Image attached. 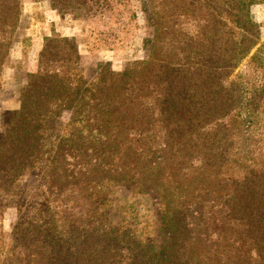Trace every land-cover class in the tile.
<instances>
[{
	"label": "trees",
	"instance_id": "obj_1",
	"mask_svg": "<svg viewBox=\"0 0 264 264\" xmlns=\"http://www.w3.org/2000/svg\"><path fill=\"white\" fill-rule=\"evenodd\" d=\"M126 1L47 0L60 17L98 21ZM140 1L151 36L144 58L119 71L95 62L86 76L75 37L42 38L36 69L16 92L18 107L6 113L11 125L0 135V164L24 170L48 155L49 181L71 187L73 220L62 213L68 205L60 192L45 198L50 240L92 217L82 210L85 202L94 207V182L136 177L139 187L161 192L165 237L151 264L161 261L165 241L170 264H264V47L249 54L259 37L249 7L264 0ZM22 3L0 0V73ZM45 146L51 150L42 153ZM114 226L94 230L122 264L147 262L149 250L134 232ZM10 238H24L17 221ZM29 238L18 264H51L46 238Z\"/></svg>",
	"mask_w": 264,
	"mask_h": 264
},
{
	"label": "rangeland",
	"instance_id": "obj_2",
	"mask_svg": "<svg viewBox=\"0 0 264 264\" xmlns=\"http://www.w3.org/2000/svg\"><path fill=\"white\" fill-rule=\"evenodd\" d=\"M249 13L259 30L257 43L250 48V54L264 47V3L250 5ZM107 18L108 12L100 21L96 18L84 20L60 17L49 7L47 0H23L15 31L16 39L0 73V135L11 125V119L8 118L11 114L6 113L18 107V88L24 83L26 75L36 69L37 52L44 36L54 32L75 37L86 76H90V67L95 62H107L111 70L119 71L126 63L144 58L147 47H144L143 41L150 38L151 32L141 1L128 0L114 5L110 18ZM102 20H107V23H101ZM3 112L5 116L2 117ZM68 114L65 112L60 117L62 124L68 121ZM52 139L48 136V140ZM48 150H51V146H45L41 152ZM45 157L48 155H41L43 161L40 165L24 170L23 165L17 164L11 168L6 167L5 163L0 164V264H18L22 249L29 247V237L33 234L46 238L51 264H122L119 251L100 232L94 230L96 226L105 229L106 222L115 226L124 224L131 229L140 241L139 244L149 250V257H144L147 261L144 264H151L149 260L161 248L165 237V230L161 229L163 206L158 187L152 184L139 187L140 180H136V177L104 182L101 187L100 183L94 182L89 191L94 207L88 208L85 202L82 210L90 212L92 217L83 223L82 230L78 229L75 233L67 230L65 238L50 240L53 237L49 216L51 211L46 208L45 198L56 199L60 192L63 196L62 207L68 205L62 213L73 220L69 213L73 205L69 203V197L73 194L67 184H52L49 181L52 179L48 174L50 167ZM164 179L171 180L166 174ZM62 188L66 190L62 192ZM97 200H105V203L97 206ZM84 216L88 218L89 215ZM16 221L24 238L13 243L10 234ZM30 223L37 224L35 230H32ZM77 224L81 225L80 222ZM164 245L159 254L162 259L158 264L174 262L171 247L166 241Z\"/></svg>",
	"mask_w": 264,
	"mask_h": 264
}]
</instances>
